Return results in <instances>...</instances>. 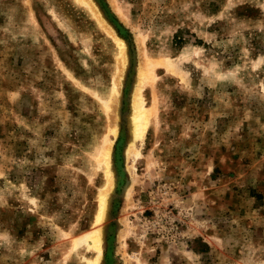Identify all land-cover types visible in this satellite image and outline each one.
Instances as JSON below:
<instances>
[{"label":"rangeland","instance_id":"rangeland-1","mask_svg":"<svg viewBox=\"0 0 264 264\" xmlns=\"http://www.w3.org/2000/svg\"><path fill=\"white\" fill-rule=\"evenodd\" d=\"M95 1L124 71L74 0H0V264L91 257L106 140L102 264H264V0ZM139 69L154 110L130 175Z\"/></svg>","mask_w":264,"mask_h":264},{"label":"bare ground","instance_id":"bare-ground-1","mask_svg":"<svg viewBox=\"0 0 264 264\" xmlns=\"http://www.w3.org/2000/svg\"><path fill=\"white\" fill-rule=\"evenodd\" d=\"M74 2H76L80 6L87 8L90 12H92V15L95 18L98 25L112 37L114 43L116 44L119 50L117 54V60L120 63V67H118L119 68L118 70L120 71L121 69V71H124L125 68L127 67V62H128V59H127L128 51H127L126 43L124 39L120 38L116 34L112 25H110L108 21L105 19V17L102 14L101 9L98 6V2H96L95 0H74ZM146 59L147 60H144V61L147 66V63L149 62V60L147 57ZM149 67L147 66L146 69H144L145 74H144V71L142 70L143 68L139 69V72H137L139 74L137 78L138 80H137V83L134 84V89L131 95L129 118H128L129 138L124 148V157L126 158V162H128L127 161L128 159H132V161L127 163L125 167V171L129 173L130 175H132L133 173V168H134L133 161L139 155V150L136 147V142L137 141L141 142L143 140V136L147 129L148 116L152 114L153 113L152 110H154V107L148 110L144 106V101H143L142 94H141V85L139 84L140 79L143 74L148 76L147 75L148 73H146V70L148 69L149 71L150 70ZM111 92H112L111 98L115 100L117 95H119L116 81L113 82L112 84ZM111 132H113V134L116 135L115 128L111 129ZM105 143L106 145L103 147V149L99 151V162H101L102 165L105 166V170L103 172L105 183L99 190V193L97 196V211H96V214L94 215V220H93L94 227L88 232L84 233L82 236L83 242L85 243L86 247L91 250V253H92L91 257H83L84 264H102L103 263L102 260H103L105 229L103 228V226L99 227L97 225L104 222L108 217V211L110 209V197H111L110 195H111V192L115 184L114 176L111 172V169H112L111 168L112 141L106 140ZM124 189H125L124 192L127 193L128 188L124 187ZM78 245H79L78 241L74 239L73 244H72L73 248L76 249Z\"/></svg>","mask_w":264,"mask_h":264},{"label":"trees","instance_id":"trees-1","mask_svg":"<svg viewBox=\"0 0 264 264\" xmlns=\"http://www.w3.org/2000/svg\"><path fill=\"white\" fill-rule=\"evenodd\" d=\"M178 38V37H177Z\"/></svg>","mask_w":264,"mask_h":264}]
</instances>
